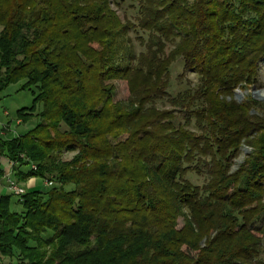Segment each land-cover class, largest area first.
<instances>
[{
	"label": "trees",
	"instance_id": "1",
	"mask_svg": "<svg viewBox=\"0 0 264 264\" xmlns=\"http://www.w3.org/2000/svg\"><path fill=\"white\" fill-rule=\"evenodd\" d=\"M178 60L198 80L172 93ZM261 61L264 0H0V91L32 89L17 120L37 119L0 137V156L18 183L51 182L20 196L21 214L0 194V255L264 264V101L233 98L257 82ZM113 79L126 81L127 99L113 101ZM243 143L254 154L230 172Z\"/></svg>",
	"mask_w": 264,
	"mask_h": 264
},
{
	"label": "rangeland",
	"instance_id": "2",
	"mask_svg": "<svg viewBox=\"0 0 264 264\" xmlns=\"http://www.w3.org/2000/svg\"><path fill=\"white\" fill-rule=\"evenodd\" d=\"M112 8L117 12L121 19H124V14H126L127 18L131 21H134L135 10L127 8L125 4L123 5H114L112 4ZM131 37L134 41H136L135 31H131ZM139 34V33H138ZM148 34H146L147 36ZM143 46L141 44L137 45V51L142 49ZM147 47H144L146 49ZM156 49H154L155 51ZM150 52V51H149ZM165 53L168 54V46L166 45ZM149 54V53H147ZM162 56V55H160ZM170 71V81L171 85L169 91L172 93L178 90L184 91L188 88V86H192L197 83V75L194 72H187L183 69V62L176 61L169 68ZM114 85V93H113V101H122L128 98L129 91L128 86L125 80L123 79H113L108 81ZM22 82L10 84L0 91V137L4 140H9L15 138L21 134L29 132V130L35 125L37 119H29L27 122L21 121L17 122L18 119V110L21 108H29L33 105L34 93L32 89L22 88ZM259 96H264V61H261L259 64L258 78L257 82L251 86H248L244 89L237 88L234 91L233 98L237 101L254 99L257 101H264L259 99ZM161 104V103H160ZM168 108L169 105H166L164 108ZM254 111V109H252ZM36 112V111H35ZM32 112H30L31 114ZM175 116L179 118L181 121H184L186 116L184 112H175ZM7 125V127H5ZM253 148L245 143H243L240 147V150L234 158L231 159L230 163V172L237 171L239 168L243 167V165H247L245 162L248 159V155L253 153ZM73 153H64L62 155V159L68 160L72 157ZM25 159V158H24ZM27 160V159H25ZM24 160V162H25ZM18 165V164H17ZM28 166H17L19 170H25ZM32 167V165H31ZM16 168V169H17ZM0 171H2L3 175L11 174V170L7 166L6 163L2 162V158H0ZM12 175V174H11ZM52 176V175H49ZM14 179V175H12ZM191 180L200 184L203 182L204 177L197 173L192 174L190 176ZM0 194L1 195H10V209L14 213L21 214L24 209L20 203V196L15 195L11 192L6 185L5 177L0 175ZM19 185L23 186L26 192L32 191H44L49 187L46 183V179L42 177H30L26 181H22ZM51 185V184H50ZM179 226L183 224L182 219L178 220ZM18 257L14 255L13 257H4L0 255V264H17Z\"/></svg>",
	"mask_w": 264,
	"mask_h": 264
},
{
	"label": "built area",
	"instance_id": "3",
	"mask_svg": "<svg viewBox=\"0 0 264 264\" xmlns=\"http://www.w3.org/2000/svg\"><path fill=\"white\" fill-rule=\"evenodd\" d=\"M17 122L19 123V120H17ZM6 164L9 167V169L11 170V173H12V170H13V167H14V162L7 160ZM32 168L35 169V166L32 165ZM4 177L6 179L7 188L11 192H13L17 196H22L25 193L24 187L19 185V183L16 180L13 179L11 174H6V175H4ZM46 183L48 185L51 184V182L48 181V180H46Z\"/></svg>",
	"mask_w": 264,
	"mask_h": 264
},
{
	"label": "crops",
	"instance_id": "4",
	"mask_svg": "<svg viewBox=\"0 0 264 264\" xmlns=\"http://www.w3.org/2000/svg\"><path fill=\"white\" fill-rule=\"evenodd\" d=\"M0 158H2V162H4V163H6L7 160H8L6 157H3V156H0ZM6 185H7V184H6ZM0 186H2V184H1Z\"/></svg>",
	"mask_w": 264,
	"mask_h": 264
},
{
	"label": "water",
	"instance_id": "5",
	"mask_svg": "<svg viewBox=\"0 0 264 264\" xmlns=\"http://www.w3.org/2000/svg\"><path fill=\"white\" fill-rule=\"evenodd\" d=\"M257 97H259V99H261V100H264V96L257 95Z\"/></svg>",
	"mask_w": 264,
	"mask_h": 264
}]
</instances>
